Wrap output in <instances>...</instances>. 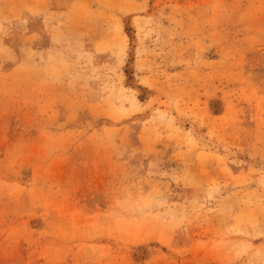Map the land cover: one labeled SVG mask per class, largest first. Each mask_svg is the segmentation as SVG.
Here are the masks:
<instances>
[{"label": "rangeland", "instance_id": "374dc122", "mask_svg": "<svg viewBox=\"0 0 264 264\" xmlns=\"http://www.w3.org/2000/svg\"><path fill=\"white\" fill-rule=\"evenodd\" d=\"M0 264H264V0H0Z\"/></svg>", "mask_w": 264, "mask_h": 264}]
</instances>
